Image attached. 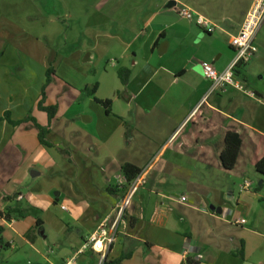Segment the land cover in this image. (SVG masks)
Returning <instances> with one entry per match:
<instances>
[{"label":"crops","instance_id":"1","mask_svg":"<svg viewBox=\"0 0 264 264\" xmlns=\"http://www.w3.org/2000/svg\"><path fill=\"white\" fill-rule=\"evenodd\" d=\"M171 1L0 0V264H98V253L77 252L121 200L125 163L144 182L107 262L264 264V28L237 71L252 94L204 98L201 63L229 66L254 0H180L209 32ZM230 131L242 143L228 170ZM7 207L24 216L6 220Z\"/></svg>","mask_w":264,"mask_h":264},{"label":"built area","instance_id":"2","mask_svg":"<svg viewBox=\"0 0 264 264\" xmlns=\"http://www.w3.org/2000/svg\"><path fill=\"white\" fill-rule=\"evenodd\" d=\"M172 1L175 2V8L180 17L195 20L205 31L209 32L214 30L212 23L204 16L194 13L180 0ZM263 25L264 0H254L241 23L239 31L230 39V44L234 48L235 54L229 66L223 71H218L210 63H201L203 75L210 82L209 90L204 98L230 87L249 95L252 94L246 88L245 83L239 78L237 71L241 66L249 63L257 53L258 47L256 41ZM143 182L144 178L142 174L137 175L132 181L127 182L121 200L117 203L112 213L109 214V217L83 243L77 254L92 250L100 255L98 264L104 263L107 250L118 236L119 228L123 224L133 196ZM245 186H249V183L245 182ZM180 200L185 201L186 196H182ZM241 222L245 221L242 220ZM64 264L79 263L73 257L65 261Z\"/></svg>","mask_w":264,"mask_h":264},{"label":"trees","instance_id":"3","mask_svg":"<svg viewBox=\"0 0 264 264\" xmlns=\"http://www.w3.org/2000/svg\"><path fill=\"white\" fill-rule=\"evenodd\" d=\"M50 73H51V69H49L48 72V78H47V84L48 82L51 81L50 78ZM130 69L128 68H120L118 70V76L121 80V83L123 85L127 84V82L129 81V77H130ZM45 85L43 86L44 89ZM90 86H87L85 90L89 91V93H91L92 95H94V89L96 88V85H92V89L89 88ZM97 100V99H96ZM97 102L103 104L106 107H110L111 104V100L107 99V100H97ZM40 108L45 110L48 113V116L50 119H52L55 115V111L56 108L55 107H45L40 105ZM26 119L23 120V122ZM22 121H17L15 123H20ZM34 124L36 125V127L39 130V138L42 144L44 145H48V142L45 141L44 137H45V133H46V129L39 126L35 121ZM241 137L238 133L236 132H227V134L225 135L224 138V148L220 154V158H221V162L224 166L225 169H233L236 162H237V158H238V154H239V150L241 148ZM256 170L257 172H259L260 174L264 175V158L260 159L257 163H256ZM122 172L127 180V182L132 181L137 175H139L141 173V169H139L138 167H136L133 164L130 163H125L122 166ZM264 202V198L262 199ZM2 216L6 219V220H11L12 216L14 217H23L24 213L22 212V210L18 207H7L5 209L4 212L1 213ZM38 226V224L36 225ZM3 227H0V246L5 247L6 245L3 242L2 239V233H3ZM119 262V259L114 261V262H107L106 260L104 261L103 264H117ZM188 263L189 264H198L197 261L193 260V259H188Z\"/></svg>","mask_w":264,"mask_h":264},{"label":"rangeland","instance_id":"4","mask_svg":"<svg viewBox=\"0 0 264 264\" xmlns=\"http://www.w3.org/2000/svg\"><path fill=\"white\" fill-rule=\"evenodd\" d=\"M73 23H74V25L75 26H78V22L76 23V22H74V21H72ZM264 28V25H263V27H262V29ZM77 29H78V27H77ZM262 29H261V31H262ZM264 31V30H263ZM262 35H264V32L262 33ZM43 43V42H42ZM43 44H41V46H42ZM58 47H60V46H62V45H60V43H58V44H56ZM63 47V46H62ZM245 68H246V66H243V68H242V72H245ZM246 71H247V69H246Z\"/></svg>","mask_w":264,"mask_h":264},{"label":"water","instance_id":"5","mask_svg":"<svg viewBox=\"0 0 264 264\" xmlns=\"http://www.w3.org/2000/svg\"><path fill=\"white\" fill-rule=\"evenodd\" d=\"M171 4L175 5V2L174 1H171Z\"/></svg>","mask_w":264,"mask_h":264}]
</instances>
